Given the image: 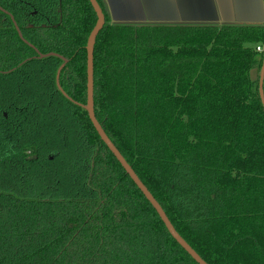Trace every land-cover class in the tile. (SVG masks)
Instances as JSON below:
<instances>
[{
  "label": "trees",
  "instance_id": "obj_1",
  "mask_svg": "<svg viewBox=\"0 0 264 264\" xmlns=\"http://www.w3.org/2000/svg\"><path fill=\"white\" fill-rule=\"evenodd\" d=\"M97 1L101 127L203 260L264 264V25L111 22ZM0 6V264H197L77 104L89 1ZM38 52L66 59L71 100Z\"/></svg>",
  "mask_w": 264,
  "mask_h": 264
},
{
  "label": "crops",
  "instance_id": "obj_2",
  "mask_svg": "<svg viewBox=\"0 0 264 264\" xmlns=\"http://www.w3.org/2000/svg\"><path fill=\"white\" fill-rule=\"evenodd\" d=\"M111 22L264 25V0H104Z\"/></svg>",
  "mask_w": 264,
  "mask_h": 264
},
{
  "label": "water",
  "instance_id": "obj_3",
  "mask_svg": "<svg viewBox=\"0 0 264 264\" xmlns=\"http://www.w3.org/2000/svg\"><path fill=\"white\" fill-rule=\"evenodd\" d=\"M90 5L92 6L95 14H96V22L93 26L92 30L90 31L87 42L85 45L86 49V103L80 104V105L88 115L89 120L91 121L95 131L97 132L100 139L104 142V144L107 146L109 151L113 154V156L117 159V161L120 163L122 168L125 170V172L129 175L131 180L134 182V184L137 186V188L142 192L146 200L151 204V206L154 208L156 213L158 214L159 218L161 219L162 223L164 224L166 230L169 232L171 237L187 252L188 255L197 263V264H208L205 260L201 258V256L181 237V235L176 231L174 226L172 225L171 221L167 217L166 213L164 212L163 208L159 204V202L154 198V196L150 193V191L147 189V187L143 184V182L139 179L137 174L133 171L131 166L128 164L126 159L122 156L120 151L116 148V146L113 144V142L110 140V138L107 136L103 128L101 127L100 123L95 117L94 114V101H93V50H94V44L95 39L98 34V32L102 29L104 22H105V16L103 13V10L97 0H88ZM20 37L21 33L18 31ZM38 55L40 57H44L47 55H56L61 57L60 55L56 53H46L42 54L38 52ZM63 59V63L59 66L56 73V84L58 89L65 95L67 98L71 100V98L64 92V90L59 85V73L64 64L66 63V59L64 57H61ZM263 80H264V48L262 53V64L259 71V81H258V91L259 96L261 99L262 106L264 108V91H263Z\"/></svg>",
  "mask_w": 264,
  "mask_h": 264
},
{
  "label": "built area",
  "instance_id": "obj_4",
  "mask_svg": "<svg viewBox=\"0 0 264 264\" xmlns=\"http://www.w3.org/2000/svg\"><path fill=\"white\" fill-rule=\"evenodd\" d=\"M263 48H264V45H257L256 51L261 52V51H263Z\"/></svg>",
  "mask_w": 264,
  "mask_h": 264
},
{
  "label": "flooded vegetation",
  "instance_id": "obj_5",
  "mask_svg": "<svg viewBox=\"0 0 264 264\" xmlns=\"http://www.w3.org/2000/svg\"><path fill=\"white\" fill-rule=\"evenodd\" d=\"M101 2L103 3L104 7H105V1L104 0H101ZM106 8V7H105ZM0 9H3L1 6H0Z\"/></svg>",
  "mask_w": 264,
  "mask_h": 264
},
{
  "label": "rangeland",
  "instance_id": "obj_6",
  "mask_svg": "<svg viewBox=\"0 0 264 264\" xmlns=\"http://www.w3.org/2000/svg\"><path fill=\"white\" fill-rule=\"evenodd\" d=\"M263 91H264V80H263Z\"/></svg>",
  "mask_w": 264,
  "mask_h": 264
}]
</instances>
